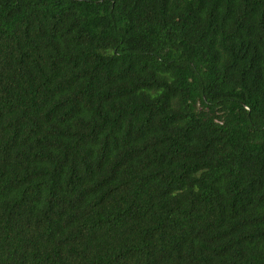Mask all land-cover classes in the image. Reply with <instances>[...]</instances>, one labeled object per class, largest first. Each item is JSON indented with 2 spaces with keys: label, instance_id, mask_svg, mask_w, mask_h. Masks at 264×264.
I'll use <instances>...</instances> for the list:
<instances>
[{
  "label": "trees",
  "instance_id": "1",
  "mask_svg": "<svg viewBox=\"0 0 264 264\" xmlns=\"http://www.w3.org/2000/svg\"><path fill=\"white\" fill-rule=\"evenodd\" d=\"M0 264H264V0H0Z\"/></svg>",
  "mask_w": 264,
  "mask_h": 264
}]
</instances>
